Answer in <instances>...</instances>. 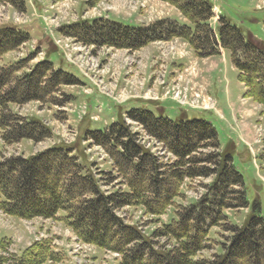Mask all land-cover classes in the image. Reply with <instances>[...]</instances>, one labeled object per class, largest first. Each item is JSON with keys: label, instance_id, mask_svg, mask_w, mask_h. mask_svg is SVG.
Returning <instances> with one entry per match:
<instances>
[{"label": "trees", "instance_id": "trees-1", "mask_svg": "<svg viewBox=\"0 0 264 264\" xmlns=\"http://www.w3.org/2000/svg\"><path fill=\"white\" fill-rule=\"evenodd\" d=\"M161 1L177 9L187 22L180 25L162 20L131 27L94 19L79 22L77 31L63 34L96 49L136 51L176 38L201 59L225 51L245 90L244 97L264 108V45L252 37L246 39L222 17L214 32L209 23L213 7L208 0ZM0 3L19 12L25 10L23 0ZM27 40L28 35L15 27L0 28V57ZM29 61L0 67V140L7 146L24 140L42 142L52 134L42 121L14 114L10 106L37 101L62 107L72 98L60 91L61 86L80 84L71 74L54 69L46 59L21 72ZM129 122L162 144L174 161L161 163L160 157L139 143ZM83 135L84 141L90 140L106 152L113 176L103 181L95 175L75 145L53 146L29 157L0 155V211L20 220L61 222L82 243L118 254L119 264H264V220L257 205L249 209L242 225L231 223L224 213L226 209H246L249 204L242 177L232 165L231 152L220 149L217 132L210 123L185 117L170 120L144 109H132L125 116L118 115L102 131L85 130ZM208 178L212 180L198 200L188 205L175 203L184 199L180 192L184 181ZM114 180H120L124 189L104 191L105 184ZM124 208H141L152 218L163 216L169 208L174 210L168 223L144 233L139 225H128L118 216ZM213 228L228 234L224 243H212L209 233ZM216 246L218 253L202 257L203 252ZM62 259L50 242L43 240L26 248L14 264L57 263ZM7 262L0 257V264Z\"/></svg>", "mask_w": 264, "mask_h": 264}, {"label": "rangeland", "instance_id": "rangeland-1", "mask_svg": "<svg viewBox=\"0 0 264 264\" xmlns=\"http://www.w3.org/2000/svg\"><path fill=\"white\" fill-rule=\"evenodd\" d=\"M214 9L210 25L214 32L220 17L238 28L247 39L264 45V0H208ZM25 10L0 3V28L15 27L28 40L0 57V67L30 59L21 71L47 59L54 69L74 76L81 84L61 86L60 91L72 98L64 106L30 101L10 106L14 114L35 117L51 130L42 142L21 141L4 145L0 155L29 157L57 145H75L82 151L95 175L110 178L111 162L106 152L84 141V131H102L118 115L132 109H144L170 120H202L216 130L221 150L231 152L232 165L243 180L246 209L224 210L228 220L242 225L249 209L256 204L264 220V108L244 97L245 90L237 80L229 54L198 58L181 39L154 42L136 51L98 48L84 45L67 31H77L79 22L109 20L123 26H147L157 21H187L177 9L161 0H23ZM93 3V4H92ZM57 47V48H56ZM56 50V51H55ZM94 93V94H92ZM97 93V94H96ZM90 95H93L90 97ZM56 99L60 96L55 94ZM178 103V104H176ZM137 140L163 164L174 158L162 144L150 137L139 125L129 122ZM1 160V159H0ZM212 178L186 180L180 189L184 199L177 205L194 203L204 194ZM120 180L105 184L104 191L124 189ZM173 208L159 218L143 214L141 208H124L118 216L128 225H139L144 233L173 218ZM228 234L213 228L209 238L214 245L224 243ZM49 241L53 251L63 256L57 263L43 264H119L120 256L84 244L61 222L34 218L20 220L0 211V257L14 264L19 255L34 242ZM162 242V241H161ZM203 252L204 258L218 253Z\"/></svg>", "mask_w": 264, "mask_h": 264}, {"label": "crops", "instance_id": "crops-1", "mask_svg": "<svg viewBox=\"0 0 264 264\" xmlns=\"http://www.w3.org/2000/svg\"><path fill=\"white\" fill-rule=\"evenodd\" d=\"M92 94H94V93H92ZM97 94V93H96ZM93 95H90V97H92Z\"/></svg>", "mask_w": 264, "mask_h": 264}]
</instances>
